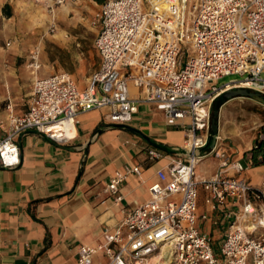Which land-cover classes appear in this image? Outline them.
<instances>
[{"label": "built area", "instance_id": "1", "mask_svg": "<svg viewBox=\"0 0 264 264\" xmlns=\"http://www.w3.org/2000/svg\"><path fill=\"white\" fill-rule=\"evenodd\" d=\"M35 1H44L53 27L55 7L66 0ZM96 17L100 62L88 85L79 88L61 70L34 79L24 112L15 113L8 102V127L2 130L0 123V167L20 163L17 138L27 131L66 145L77 136L80 113L105 109L108 123L126 125L139 102L152 104L168 125L184 130V152L156 171L147 201L108 230L104 242L78 248L77 264H91L99 252L107 264H153L154 256L164 262L163 249L169 254L166 264H264V233L253 234L264 229V174L259 187L227 175L246 166L217 150L218 134L213 147L208 140L212 105L223 92L244 88L264 97V0H107ZM38 54L30 55L33 71L41 67ZM234 74L241 79L216 84ZM129 83L141 97L130 95ZM212 154L219 170L197 176L196 165ZM149 155L162 157L155 149ZM139 172L138 166L126 168L109 179L105 191L118 192L126 174ZM199 188L213 209L227 199L242 205L218 252L197 228Z\"/></svg>", "mask_w": 264, "mask_h": 264}, {"label": "crops", "instance_id": "2", "mask_svg": "<svg viewBox=\"0 0 264 264\" xmlns=\"http://www.w3.org/2000/svg\"><path fill=\"white\" fill-rule=\"evenodd\" d=\"M18 4L19 0H0L2 130L8 127L7 103H11L15 113L24 112L34 79L55 73L51 68L54 69L56 61L47 58L42 41L37 42L35 36L40 32L38 20L46 14L39 12L37 17L26 21L19 17L22 11ZM6 11L10 16L3 15ZM55 35L57 40L63 39L61 34L57 35L59 38ZM37 46L41 49L42 66L33 71L27 63ZM129 92L134 98L141 97L132 83ZM77 121V136L66 145L36 131L23 133L17 138L20 163L14 168L0 167V264H77L78 248L104 242L108 230L118 225L129 210L147 201L148 187L157 180L156 171L179 159L177 153L159 149L151 142L177 149L185 140L184 130L168 125L162 111L145 102L138 103L137 113L126 124L128 127L108 123L105 109L80 113ZM220 129L218 126L217 150L225 151L230 160L246 166L240 173L228 170L226 174L259 187L264 166L252 165L249 154L257 139H229ZM151 149L160 151L162 157L151 158ZM133 166L139 167V174H126L118 192L105 191L110 178ZM219 168V158L212 154L196 165L195 173L211 177ZM205 197L206 192L199 188L197 228L209 237L218 252L242 205L240 201L227 199L222 208L213 209ZM228 213L231 215L227 216ZM259 232L264 233V229L253 234ZM107 261L99 252L91 264Z\"/></svg>", "mask_w": 264, "mask_h": 264}, {"label": "rangeland", "instance_id": "3", "mask_svg": "<svg viewBox=\"0 0 264 264\" xmlns=\"http://www.w3.org/2000/svg\"><path fill=\"white\" fill-rule=\"evenodd\" d=\"M102 5L93 0H66L63 5L55 7L54 26L51 27V16L44 1L19 0L18 9L22 11L20 18L23 17L29 21L32 16L37 17L39 12L46 14V18L38 20L37 29L40 32L35 35L37 42L42 41V49L47 58L56 61L54 69L51 68V70L69 72L79 88L88 85V78L99 66L100 60L94 41L99 30L96 14L100 12ZM54 34H56L55 37L61 34L60 37L63 39L57 40ZM3 45L5 46V41ZM39 49L37 46L34 50L39 52L40 62L41 49ZM29 63L30 57L27 66ZM238 79L241 77L237 74L227 75L220 78L216 84L220 86ZM220 102H224V99L222 98ZM216 108L219 112L217 123L221 126L222 135L226 133L229 139L236 137L242 141L259 138L260 129L264 125V97L238 96L218 107L213 104L211 118Z\"/></svg>", "mask_w": 264, "mask_h": 264}, {"label": "water", "instance_id": "4", "mask_svg": "<svg viewBox=\"0 0 264 264\" xmlns=\"http://www.w3.org/2000/svg\"><path fill=\"white\" fill-rule=\"evenodd\" d=\"M225 98L227 99H230V98H233V97H238V96H242V97H263L262 95H260L259 93L257 92H252V91H248L244 88H235V89H229V90H226L225 92H223L222 94ZM218 110H215L213 111V114H212V118H211V121H210V134H209V147H213L215 142H216V136H217V133H218V123H217V117H218ZM118 126H125V127H128L126 125H118ZM155 147L159 148V149H162L164 151H167V152H172V153H183L184 151L180 148H177V149H171V148H168V147H165V146H162V145H159L157 143H154V142H151Z\"/></svg>", "mask_w": 264, "mask_h": 264}, {"label": "trees", "instance_id": "5", "mask_svg": "<svg viewBox=\"0 0 264 264\" xmlns=\"http://www.w3.org/2000/svg\"><path fill=\"white\" fill-rule=\"evenodd\" d=\"M96 3L102 5L104 4L107 0H93ZM7 8V5L4 6V9ZM5 14L7 16H10V12L6 11ZM227 100L223 95L219 96L216 101L213 103L214 105L216 104L217 107L218 105H221L223 102H220L221 99ZM217 110V108H216ZM250 154V159L252 162V165H262L264 166V125L260 129L259 133V138L256 140L254 147L249 151Z\"/></svg>", "mask_w": 264, "mask_h": 264}, {"label": "bare ground", "instance_id": "6", "mask_svg": "<svg viewBox=\"0 0 264 264\" xmlns=\"http://www.w3.org/2000/svg\"><path fill=\"white\" fill-rule=\"evenodd\" d=\"M163 252V254H162V258H163V261L164 262H160L158 259H159V257L158 256H154L153 258H152V262H153V264H166L165 262H167V260L169 259V254H168V252H166L164 249L162 250Z\"/></svg>", "mask_w": 264, "mask_h": 264}]
</instances>
